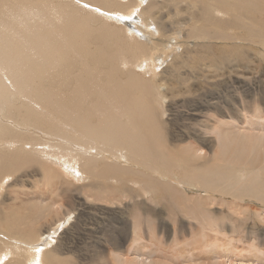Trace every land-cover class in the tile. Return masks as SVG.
Returning a JSON list of instances; mask_svg holds the SVG:
<instances>
[{
  "label": "bare ground",
  "instance_id": "1",
  "mask_svg": "<svg viewBox=\"0 0 264 264\" xmlns=\"http://www.w3.org/2000/svg\"><path fill=\"white\" fill-rule=\"evenodd\" d=\"M62 1L66 3L68 9L64 5L51 0H0V16L4 15L2 13L7 15L8 12L10 14V11L11 14L15 12L17 16L22 15V28L26 35L22 36L17 33L19 39L11 37L6 44L0 43V145L8 148V152L0 151V198L3 191L1 187H7L10 181L9 175H2L1 170L16 167V164L41 165L44 167L41 171L44 181L42 185H48L46 195L43 192L38 195V192H36L37 196L27 199L28 201L23 205L25 209L22 213L19 209L22 210L23 208H19L14 204L7 205L6 211L4 208H0V222H4L9 227L7 231H4L2 225L0 226V230L4 232V234L0 233V249L2 247L6 251L4 253L3 250H0V257L9 256V250L6 246H13L11 249L16 248L10 240L12 239L14 242L22 244L24 248H28L27 251L21 249L19 254L20 256L24 255V257L33 255L30 264H37L39 261L38 256L40 257L41 253L45 255V264H90V261L71 260L69 255H64L65 252L62 251L59 239L52 240L57 234V238H59L63 231L62 218L57 220L55 218L60 215L59 211L55 217L42 224L45 217L51 214L53 208L55 209L54 196L62 197L60 194L65 190V188H62L63 185L69 184L60 173H55L57 170L48 166L51 162L57 164V166H63L60 163V160L63 159L56 160L53 154H50L49 151L53 148L48 147L47 139L54 140L58 145L63 142L67 143V147L61 146L54 151L59 155H72L78 152L79 157L86 160L83 163L85 168L83 165L82 168L86 171L97 170L99 174L95 172L88 173L98 178H120L117 183L130 181L134 184L136 178L139 177L141 181L139 185L146 191L149 188L155 189L157 184L165 185L164 187L169 185L168 188L171 189V184L157 182L153 177L145 179L144 169H153L151 163H154V166L155 163L160 164L163 168H168L169 165L174 168L176 164L183 166V173L190 172L191 179L195 175L197 177L202 176V174L206 175L204 170L208 166H206L204 160H214V158L216 160H225L226 158V160L235 162L242 160V163H245L244 160H253L252 162L259 163L257 166L261 167V164L264 166V161H262L264 160V117L262 115L256 114V112L247 115L244 112L241 116L236 114V118L228 114L229 119L232 118L229 122L222 121L223 119H216L211 122V118L205 122H200L205 126L206 134L207 130H212L214 138L203 136L205 133L200 132V130L198 134L196 131L200 126L199 119L195 122L197 119L195 116H187L189 121L193 120L197 123L194 129L197 133L194 134L196 139L202 138L203 141L211 145L215 143L214 152L207 155L203 145H196L190 141V137H187L186 144L183 143L186 137L179 131L169 130L167 134H164L166 125L163 122L164 109H161V105H164V98H167L165 94L170 93L171 98L179 95L187 96L189 88L185 86L184 90L179 91L181 88L178 87L176 91H171L167 87L168 91L162 93L160 91L162 78L158 81L154 80L157 73L156 61H160L169 51L173 50L172 44L175 39H172L169 43L167 41L169 36L177 35L178 30H183L184 37L189 41L195 38L207 41L212 37L224 40V45L229 46V52L219 53L217 57L216 55L211 56L212 61L215 63L241 61L242 51L240 46L231 41V37H229L231 34L227 36L226 32H224L225 35L222 32L215 33V29L212 32L206 30L205 23L209 26L227 28L228 25L230 26L229 21H227L229 19L221 20V17L216 16L215 13L220 16L228 13L229 15L234 14L233 21L238 23V13L244 14L246 10L248 12V5L243 7L241 4L236 5V3H231L228 0H211L212 2L208 0L214 4L209 11L206 8L209 5L205 3V0H187L188 2L184 0H147L145 4L142 2L145 0ZM249 1L241 0L242 4H247ZM73 2L77 4L76 6L79 9L83 8L87 11L94 9V11L84 15L77 14L78 11ZM182 2H185L184 7H182ZM135 6L140 7L133 10ZM237 6L239 7L237 8ZM231 7L233 8L232 11ZM98 9L102 10L101 14L104 11H108L109 14L99 19L94 14ZM46 11L55 13V20L59 21L58 25H62V27L53 29L55 23H49ZM88 16L93 17L97 22L99 21L96 24L98 26L94 25L92 27ZM113 19L121 22L124 27L110 24L109 20L112 22ZM52 21H54L53 17ZM149 22H152L157 29L145 25L150 24ZM189 23H193V27L185 30L184 27ZM47 24H49V27ZM43 26L46 29L45 32H42ZM249 28L251 34L257 33V31L254 32L253 27ZM140 29L143 31L152 30V33L143 31L137 33L138 36L144 37L145 41L143 42L135 40L131 35L132 32H137ZM22 41L30 46V52L33 55L31 59L25 60L22 57L21 51L25 49L20 44ZM201 43H204L203 46L206 48L210 47L208 45L210 42L205 43L202 41ZM85 44L93 45L94 48L90 49ZM111 44H114L113 49H109ZM249 44L253 46L252 42H249ZM123 55H133V57L136 56L135 59L153 56L154 59L151 62L152 64L150 63L151 65L145 67L142 65L143 73L130 71L127 80L117 81L114 79L119 66L116 63L124 58ZM102 65L107 66L106 68L109 70L99 69V66ZM60 66L63 68L60 69ZM144 74H148L149 78H144ZM151 84L155 87L156 96L151 95ZM76 89H78V94L75 93ZM85 93L87 96L84 95ZM130 93L134 95L133 100H129L127 97ZM15 96L19 101H14ZM33 98L36 101H32ZM107 98L111 103L112 112L120 113L126 117V121L117 117H107L104 118V122L92 125L88 120V103L98 101L104 107ZM182 99L185 100V97ZM116 102L119 109L112 105ZM152 104L161 110L160 116H157ZM66 106L67 108H65ZM194 108L197 109V106ZM192 111L194 113V110ZM16 115L18 116L16 117ZM63 115L65 116L64 121L61 120ZM241 123L244 124V127L241 126ZM190 124L189 127L185 126L186 130L194 125ZM13 131L14 135H12ZM201 131H203V128H201ZM36 134L43 138L42 141H36ZM26 136L29 137L28 140ZM29 143H32L31 146L34 147L32 152L31 150L26 151V145ZM109 145L116 146L115 150L110 151L107 149ZM80 146L84 149L80 150ZM95 146H98V151L90 155L91 153H88L87 149ZM119 147L124 149L123 152L127 157L135 159L128 160L130 164H126L130 166H124L126 164L122 166L121 163L115 162L110 164L108 161L103 164L98 163V161L102 162L104 160L102 154L104 149L106 152L114 154L118 152ZM69 159L68 156L64 160ZM131 163L136 166L141 165L144 168L142 169L143 172L133 170ZM252 164L254 163H249V166ZM102 168L109 173L110 177L105 176V174L100 175L103 171ZM217 168L219 167L215 166V169ZM157 169H153V172H161ZM216 171L220 170H215V173ZM164 173L166 174L165 171ZM55 179H57V182H55ZM194 179L196 180V177ZM79 181H82V179L79 178ZM225 182L227 183V181ZM210 183L212 184L209 179L207 185ZM200 184L203 185L201 182ZM246 184H249V181L244 185ZM89 186L90 189L96 191L95 194L98 197H101L102 192H109V190L112 192L114 190L113 187L102 182L91 183ZM210 186L212 187V185ZM207 187L209 188V186ZM123 190L127 189L123 188ZM217 191L219 190L217 189L215 192ZM56 225L57 227L54 228ZM43 233L46 234V238L41 243H37L36 241L43 236ZM211 238L210 240L206 239L209 241L206 242V247H209V252L213 254L208 255L212 260L210 264H264L262 253L252 257V253L247 249H237L236 245H228L224 239L219 238L220 240L213 241ZM136 241L135 236L132 239V245L129 247L131 256H123V258L117 256L112 260L114 264H159L157 259L151 257V252L148 253L142 249L146 248V245L137 244ZM46 243L49 244L44 245ZM243 252L247 254L245 255ZM248 256L250 257L248 258ZM7 264H27V261L21 259ZM160 264L162 263L160 262Z\"/></svg>",
  "mask_w": 264,
  "mask_h": 264
},
{
  "label": "rangeland",
  "instance_id": "2",
  "mask_svg": "<svg viewBox=\"0 0 264 264\" xmlns=\"http://www.w3.org/2000/svg\"><path fill=\"white\" fill-rule=\"evenodd\" d=\"M51 1H56L55 3L64 5L66 9H68L66 3L62 0ZM209 1L205 0V3L209 5V7L206 8L210 11L214 4L211 3L212 1ZM228 1L236 3V5L241 4L243 7L248 5V12L247 10L244 14L237 12L239 17L238 23L233 21L234 14L229 15L228 13L227 15L220 16L215 13L216 16L221 17V20L229 19L227 21H229L230 26L228 25L227 28H218L217 26H209L205 23V28L211 32L215 29V33L222 32L225 35L227 33V36L231 34L229 36L231 37V41H234L237 46H240V50L242 51L243 57L241 61L238 62L234 60L233 62L230 61L223 64H219L218 62L215 63L212 61L211 56L216 55L217 57L219 53L229 52V46L224 45V40L222 41L212 37L207 41L203 39L199 40L200 38L190 39L189 41L184 37L183 30H178L177 35L169 36L170 40L168 39L167 43L175 39L172 44L173 50L169 51L167 55L162 58L163 60L156 61L157 73L154 80L158 81L162 78V81H160V91H162V93L168 91L167 87L171 91H176L178 87L181 88L179 91L184 90L186 87L189 88V94L187 96L179 95L171 98L170 93L165 94L167 98H164V105H161V109H164L162 118L166 125L164 134H167L169 130H174V132L179 131L185 135L186 139L190 137V141L194 142L196 145H203L207 155H211L214 152L216 145L215 143L211 145L203 141L202 138L196 139L194 137V134L196 132L198 133L199 130L205 133V126L200 122H205L210 118L211 122L216 119H223L222 121L229 122V120L232 119H229V116L236 118V114L241 116L244 112L247 113V115L251 113L255 114L256 112V114L264 117V0H250L247 4H242L241 0ZM142 2L145 4L147 0ZM182 3V7H184L185 2ZM73 5H75L78 11L77 14L80 15L94 11V9L87 11L83 8L82 11L81 8L79 9V7L76 6V3ZM139 7L140 6H135L133 10ZM238 7L239 6H237V8ZM66 9H64V11H66ZM232 10L233 8L231 7V11ZM100 12H102L101 9L94 12L99 19L109 14L108 11H104L103 14ZM2 14L4 15L0 16V43L6 44L11 37L19 39L17 33L26 36L22 28V15L17 16L15 12L11 14V11L10 14L7 12L8 17H6V13ZM46 16L50 21L49 23H55L53 29L62 27V25H58L59 21L55 20V13L46 11ZM52 17L54 21H52ZM89 18L92 27L94 25L98 26L96 24H98L99 21L97 22L93 17ZM109 21L112 25L124 27L122 26L123 24L117 22V20L113 19L112 22L111 20ZM149 23L150 24L145 25H150L152 29L156 28L152 22ZM47 26L49 27V24H47ZM192 27L193 23H189L184 29H191ZM249 27H253L254 32L257 31V33L251 34ZM45 30L43 26L42 32H45ZM142 31L143 30L140 29L137 32H132L131 35H133L135 40L143 42L145 41L144 37L137 35V33H141ZM151 31L143 32L152 33ZM157 36L159 37V35ZM202 41L205 43L210 42L208 44L210 47H204V43H201ZM249 42H252L254 47L250 45ZM20 44L25 48L21 51L22 57L25 60L31 59L33 55H31L30 52V46L25 44L24 41ZM85 46L90 49L94 48V46L90 44H85ZM186 47L188 48L186 49ZM113 48L114 44H111L109 49ZM123 56L124 58H122L119 63H116V65H119L117 74L114 77L117 81L127 80L130 71L134 73H143L142 65H144V67L146 65L149 66L154 59L153 56L150 58L141 57L139 59H135L136 56L133 57V55ZM68 62L70 63L69 60ZM106 67L107 66L102 65L99 66V69L105 71L109 70ZM62 68L63 67L60 66V69ZM75 73L76 71L74 74ZM144 75V78H149L148 74ZM75 93L78 94V89L75 90ZM155 94V87L151 84V95L156 96ZM84 95L87 96L86 93ZM127 97L129 100H133L134 95L130 93ZM184 97L185 100L182 99ZM34 100L36 101L35 98H33L32 101ZM14 101L19 100L16 98ZM105 102L106 104L104 107L98 101L88 103L89 123L93 125L104 122V118L107 117H117L126 121V117L122 116L120 113L112 112L109 98H107ZM112 105L118 107L117 102ZM152 105L154 106V104ZM195 106H197V109L194 108ZM65 108H67V106ZM153 109L156 111L157 116L161 115V110H159L158 107L154 106ZM192 110H194V113ZM228 110L233 112H229ZM189 115H193L197 118L195 122L199 119L198 123H200V126L196 132L194 129L197 123L193 120L189 121L187 119ZM17 116L18 115H16V117ZM64 119L65 116L63 115L61 120L64 121ZM189 124L191 128L186 130L185 126ZM243 125L244 124L241 123V126ZM201 128H203V131H201ZM26 132L28 133L29 131ZM206 132L207 134L205 133L206 135L204 134L203 136H211L214 138L212 130H207ZM12 135H14V131ZM26 139L28 140L29 137L26 136ZM35 139L38 142L42 141L43 138H41L39 134H36ZM186 139L183 142L185 144L186 141H188V139ZM46 143L48 147L53 148L49 152L53 154L56 160L63 159L60 160V163L64 167L57 166V164L53 162L49 163L48 166L57 170L55 173H60L69 184L63 185L62 188H65V190L60 194L62 197L54 196L55 209L53 208L51 214L45 217L42 224H45L52 217H55L59 211L58 213L60 215L55 218L56 220L62 218L61 224H63V231L59 238H57V234L52 240L56 241L59 239L62 251L63 253L65 252L64 255H69L71 258L68 257L71 260L80 259L86 262L90 261V264H114L112 260L117 256L121 258H123V256H131L129 247L132 245L131 242L135 236L137 244L146 245V248L142 249L148 253L151 252V257L157 259V263L159 264L160 262L162 264H210L212 260L208 255L211 256L213 254L209 252V247H206V244L209 242L207 240H210V237H212L211 240L213 241H218L220 240L219 238L224 239L228 245H236L238 247L237 249H247L252 253V257L262 253L264 258L263 164H261L260 167L257 166L259 163L256 164L252 162L253 160H244L245 163H242V160L235 162L233 160H226V158L225 160H216V158H214V160H204L206 166H208L204 170L207 176L205 174H202V176L199 175L200 177L195 175L193 179H191L192 175L189 174L190 172L183 173L184 167L178 166L177 164L176 166L174 165V168L171 165H169L168 168H163L160 164L155 163L154 166V163H151V165L153 164L151 168L154 170L159 168L157 170L161 171L156 173L155 171L153 172V169H144L141 165L139 166V164L136 166L134 163H131V165H133V170L143 172L142 169H144L143 175H145V179L153 177L157 182L160 181L171 184V189L168 188L170 187L169 185L164 187L165 185L157 184L155 189L149 188L146 191V189L139 185V183H141L139 177L136 178L134 184L130 181L117 183V180H120V178L116 177L112 179L98 178L88 173L95 172L99 174L97 170L92 171L91 169V171H86L82 168L86 160L80 158L78 152L72 155H59V153L57 154L54 151L61 146L67 147V143L63 142L61 145H58L52 139H47ZM31 144L32 143L26 145L27 152L30 150L32 152V150H34ZM204 144L206 145L204 146ZM97 148L98 146H95L94 148L87 149V151L92 155V153L98 151ZM115 148L116 146L111 145L107 147L110 151L113 149L115 150ZM79 149L83 150L84 148L80 146ZM123 150L122 147H119L118 152L110 154L104 149L102 153L104 160H102V162L98 161V163L103 164L105 161H108L110 164L114 162L121 163L122 166L126 163L130 164L128 160L135 159L127 157ZM0 151L8 152V148L4 145H0ZM68 156L70 159L64 160ZM248 162L254 163L257 168L255 166L253 167L254 164L249 166ZM124 166L130 165L126 164ZM215 166L219 168L215 169ZM83 167L85 168L84 165ZM42 168L44 167L41 165L37 166V164L31 163L16 164V167H11L10 169L3 168L1 170L2 175H9L10 181L7 187H1L3 191L0 203L4 205L1 204L0 208L5 209L7 205L14 204L19 208H23L22 210L19 209L21 211L20 213H22L25 209L23 205L30 198L37 196L36 192H38V195L40 192L45 194L48 185H42L44 184L42 177L43 173L41 172ZM258 168L260 169L259 171L257 170ZM218 169L221 172L216 171L215 173V170ZM102 174L110 177L109 173L104 169L100 175ZM255 175L258 176L256 177ZM194 177H196V180ZM79 178H81L82 181H79ZM209 179L212 184L210 183L207 185ZM199 180L203 185L200 184ZM219 180L221 181L218 182ZM224 180L227 181V183ZM248 181L249 184L244 185ZM55 182H57V179H55ZM97 182L106 183V185L113 187L114 190L112 192L110 190L109 192H102L101 197H98L95 194L96 191L90 189L89 186V184ZM237 182L238 184H236ZM205 185L209 186V188H206ZM123 188H126L128 191L123 190ZM215 189L219 191L215 192ZM14 190L17 191L15 192ZM1 225L4 231H7V228H9L4 222H0V226ZM55 227H57V225L54 226V228ZM0 233L4 234L1 230ZM45 235L46 234L43 233V236L39 237L36 242L41 243L42 240L46 238ZM10 240L16 248L11 249L13 246H6L9 250V256L0 257V264L16 262L21 259H25L27 264H30L33 255L31 257H24V255L20 256L19 254L21 249L27 251L28 248H24L22 244L16 243L12 239ZM49 243L44 245H48ZM0 250H3V248L1 247ZM3 252L6 253L5 249ZM243 254L246 255L247 253L243 252ZM44 256V253H41L40 257L38 256L39 261L37 264H45ZM249 257L250 256H248V258Z\"/></svg>",
  "mask_w": 264,
  "mask_h": 264
}]
</instances>
